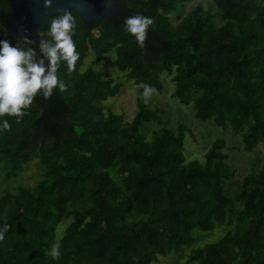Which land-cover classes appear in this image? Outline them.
I'll return each mask as SVG.
<instances>
[{
	"label": "trees",
	"instance_id": "trees-1",
	"mask_svg": "<svg viewBox=\"0 0 264 264\" xmlns=\"http://www.w3.org/2000/svg\"><path fill=\"white\" fill-rule=\"evenodd\" d=\"M187 1L124 0L121 19L98 22L70 10L80 56L73 71L66 64L58 69L67 88L47 98L38 93L19 119L0 118L11 124L0 131L3 178L17 177L32 159L43 169L35 184L0 194V229L10 225L0 264H153L187 247L188 264H264V170L244 174L231 193L226 182L235 169L222 139L200 162L184 157L182 124L145 136L149 122L162 123L163 112L137 85L159 92L166 72L174 82L171 96L192 104L196 119L228 125L245 152L264 143V0H211L219 25L198 3L173 23L170 14ZM136 13L154 20L143 45L124 27ZM12 17L0 0V39L29 46L7 34ZM89 53L97 63L113 54L117 70L132 80L138 95L129 121L103 112L101 102L122 82L103 69L81 70ZM225 221L231 227L224 235L195 246L196 232Z\"/></svg>",
	"mask_w": 264,
	"mask_h": 264
},
{
	"label": "rangeland",
	"instance_id": "rangeland-1",
	"mask_svg": "<svg viewBox=\"0 0 264 264\" xmlns=\"http://www.w3.org/2000/svg\"><path fill=\"white\" fill-rule=\"evenodd\" d=\"M202 4L204 8L210 10L214 16V21L219 25L217 9L211 0H189L179 6L178 10L170 14V20L176 23L179 17L187 14L196 4ZM87 67L105 70L109 76L118 82H122L120 91L101 102V108L104 113L112 111L124 115L125 120H130L136 110V96L132 80L126 78L116 68L114 55L107 54L102 61L95 62L94 56L89 53L85 59L81 70ZM162 89L148 97H145L152 107H158L162 110V123L149 122L146 125L145 136L149 137L153 129L161 126L176 130L178 124L185 128L184 138V157L186 161L204 160V154L215 139H222L225 144V150L229 153V163L235 169V175L232 180L226 182V188L232 193L237 186V182L242 176L252 170H264V143H260L253 152H245L241 148V136L235 134L228 125L218 126L213 121H201L194 117V107L192 104H181L171 96L174 89V82L171 76L166 72L160 75ZM143 131V132H144ZM151 137V136H150ZM149 137V138H150ZM43 169L36 159H32L24 165L23 171L17 177L9 179L3 178V171L0 164V194L4 191H11L18 185H33L42 176ZM63 220L57 227V237H61L69 221ZM231 227L229 222L216 224L208 233L196 232L199 239L195 246H202L205 243H211L219 239ZM189 248L180 252H172L167 256H159L158 261L153 264H188L186 254Z\"/></svg>",
	"mask_w": 264,
	"mask_h": 264
},
{
	"label": "clouds",
	"instance_id": "clouds-1",
	"mask_svg": "<svg viewBox=\"0 0 264 264\" xmlns=\"http://www.w3.org/2000/svg\"><path fill=\"white\" fill-rule=\"evenodd\" d=\"M53 0H44L45 6H51ZM55 15L47 26L46 32H41L42 39L38 48L29 43L27 47H20L9 39H0V118L15 116L17 119L24 115L38 93L45 98L50 97L58 87L61 91L67 84L58 76V69L66 64L68 71H73L80 53L74 36L77 20L73 13L65 9ZM153 18L142 13L130 15L124 20L125 30L135 37L138 44L143 45ZM143 88V95L150 96L155 89L146 83L137 85ZM10 122L0 119V131L9 129ZM10 225L0 229V241ZM53 257L59 258V250L54 249Z\"/></svg>",
	"mask_w": 264,
	"mask_h": 264
},
{
	"label": "water",
	"instance_id": "water-1",
	"mask_svg": "<svg viewBox=\"0 0 264 264\" xmlns=\"http://www.w3.org/2000/svg\"><path fill=\"white\" fill-rule=\"evenodd\" d=\"M13 13L12 19L7 23L5 30L13 39L24 41L25 37L31 43L42 39L44 30L52 15L65 9L75 10L87 22H98L103 18L116 16L121 19L126 12L124 0H53L51 6H45L44 0H7Z\"/></svg>",
	"mask_w": 264,
	"mask_h": 264
}]
</instances>
